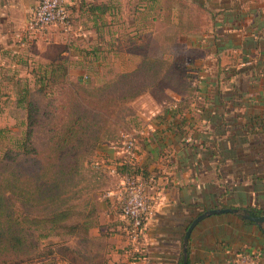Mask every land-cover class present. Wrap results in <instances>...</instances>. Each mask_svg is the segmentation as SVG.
Returning a JSON list of instances; mask_svg holds the SVG:
<instances>
[{
    "label": "crops",
    "instance_id": "1",
    "mask_svg": "<svg viewBox=\"0 0 264 264\" xmlns=\"http://www.w3.org/2000/svg\"><path fill=\"white\" fill-rule=\"evenodd\" d=\"M208 1L74 0L68 6L73 24L67 34H82L90 40L108 35L111 24L126 22L138 31L123 30L117 36L142 39L145 23L160 14L172 21L186 7L211 11L210 31L200 29L196 21V27L185 22L187 31L180 38L192 42L198 51L188 67L196 72L189 91L170 92L161 103L144 94L129 102L140 107L132 132L122 134L134 137L135 159L126 160L122 143L97 150V168L107 167L108 174L109 167L118 169V175H108L113 183L98 202L105 220L96 235L102 239L105 258L97 264H176L183 254L186 229L202 212L226 207L248 213L250 207L264 210V0ZM33 6L34 0H0L1 74L29 75L35 63L50 62L56 55L53 33H41L30 47L21 45ZM77 75L73 69V81ZM5 79L0 75V81ZM126 172L144 178L155 175L164 181L147 224L142 258L132 252L117 196H104L116 191ZM188 242L184 259L190 264H232L241 252L251 250L260 253V264H264V223L259 226L239 214L205 217Z\"/></svg>",
    "mask_w": 264,
    "mask_h": 264
},
{
    "label": "rangeland",
    "instance_id": "2",
    "mask_svg": "<svg viewBox=\"0 0 264 264\" xmlns=\"http://www.w3.org/2000/svg\"><path fill=\"white\" fill-rule=\"evenodd\" d=\"M179 3L183 5L182 1ZM210 17L211 11L195 6L186 7L172 21L171 17L160 14L156 20L145 23L147 30L142 39L117 36L123 30H137L136 25L127 22L111 24L108 35L98 34L94 40L82 34L70 37L49 28L42 33L55 34L52 44L56 55L52 61L35 63L29 75L19 71L0 73L7 78L0 81V196L7 197V209L11 212V222L5 231L23 229L30 234L22 242L21 256H16V262L9 257L6 264H97L105 258L102 239L96 235L105 220L98 202L103 190L113 181L107 167L94 165L97 150L112 143L120 145L122 134L131 131L135 124L140 107L129 102L136 97L130 96L131 100L124 97L139 93L159 98L161 103L170 92L189 91L196 72L188 67L193 65L198 51L192 42L181 40L187 31L185 22L196 27V21L207 32L211 28ZM40 34L26 46L30 47L43 35ZM143 63H146L143 72L130 74L142 68ZM132 66L136 68L127 71ZM73 69L78 71L77 80L80 78L82 84L89 83L103 90L97 92L98 96L83 94L88 108L83 116L87 121L81 128L75 126L80 134H86L84 144L78 149L79 166L76 170L72 168L57 195L40 205L39 217L35 219L38 221L30 224L26 218L33 217L27 199L36 183L33 173L50 153V140L54 139L55 147L66 144L64 148L72 150L74 140L71 138L62 144L60 138L72 122L69 82L73 81ZM28 114L33 119L31 124ZM96 136L98 143H95ZM23 142L25 148L21 145ZM54 213H66L68 218L56 222L52 228Z\"/></svg>",
    "mask_w": 264,
    "mask_h": 264
},
{
    "label": "trees",
    "instance_id": "3",
    "mask_svg": "<svg viewBox=\"0 0 264 264\" xmlns=\"http://www.w3.org/2000/svg\"><path fill=\"white\" fill-rule=\"evenodd\" d=\"M145 64L146 63H143L142 68L139 67L136 70L132 71L130 74L134 76V74L143 72L142 69L144 68L143 66H145ZM39 81L42 82V80ZM69 86H71L72 88V122L68 131H66V133L61 136L60 139L62 144H64L68 141V139L72 138L74 140L72 142V150L64 148L66 144H57L58 147H55L54 139L52 137V139L50 138L52 149L51 151L49 150L50 153L46 157L42 166L38 168L37 172L33 173V177L35 178L36 183L31 189V196L27 199V202H29V206L31 209L30 216H32L33 218H30L29 220L28 218L24 217L30 224L38 221L35 219H38L39 217L37 215V212L40 210V205L45 202L51 201L57 195L58 190L61 188L62 184L68 181V174L72 172V168L76 170V168L79 166L81 153L80 151H78V149L81 148V146L84 144L83 137L86 136V134H80L76 127L79 126V128H81L84 125V122L87 121V119L85 116H83V114L88 112L87 105L83 102V94H95L96 96H98L99 94L97 92L103 90L102 87L90 86L89 83L82 84L80 78L77 80V82H69ZM27 91L28 89L25 90V92ZM136 94L140 95L139 93H134L133 95L124 97V99L131 100L132 97L135 98L138 96ZM28 105H30V103ZM96 113L99 112L96 111ZM28 122L30 124L33 122L32 116L30 114H28ZM71 128L72 131H70ZM1 131L2 129H0V132ZM97 137L98 136H96L95 138V143H98L97 141H99ZM21 145L23 146V148H25L26 144L25 142H23L21 143ZM6 200L7 197L2 194L0 196V264H6L9 257L12 262H16V256H21V253L23 251L22 247L24 246V244L22 242L25 240L26 236V240L30 237V234L28 232H24L23 229L14 230L13 232L5 231L6 226L11 222V212H9V210L7 209ZM248 211L252 215H264V210L258 207H250ZM66 218H68V214L66 213H54L51 217V226L53 225L52 228H55L54 225L56 224V222L61 223ZM44 222H47V220H45ZM17 224L20 225L19 222H17ZM245 253V251L241 252V254ZM176 264L190 263L189 259H184L183 254L180 253Z\"/></svg>",
    "mask_w": 264,
    "mask_h": 264
},
{
    "label": "built area",
    "instance_id": "4",
    "mask_svg": "<svg viewBox=\"0 0 264 264\" xmlns=\"http://www.w3.org/2000/svg\"><path fill=\"white\" fill-rule=\"evenodd\" d=\"M74 0H34V6L22 31L21 45H29L36 35L57 27L64 33L71 32V14L69 4ZM121 149L128 162L136 157V141L131 135H124ZM111 175H118L116 166L108 168ZM164 190L162 178L150 175L141 177L126 172L115 192L107 191L105 197L117 196V209L127 222L126 235L131 243L132 252L140 258L145 255L143 242L147 224L154 214L156 205ZM232 264H260V253L249 251L239 255Z\"/></svg>",
    "mask_w": 264,
    "mask_h": 264
},
{
    "label": "water",
    "instance_id": "5",
    "mask_svg": "<svg viewBox=\"0 0 264 264\" xmlns=\"http://www.w3.org/2000/svg\"><path fill=\"white\" fill-rule=\"evenodd\" d=\"M219 213H235L241 215V217L246 218L248 220L256 222L259 226H262L264 223V215H251L247 212V210L239 209V208H232V207H226V208H212L208 209L201 214H199L188 226L186 229V232L183 237V243H182V252L184 254V258H186L187 254V244L188 240L191 234V231L193 228L205 217L212 215V214H219Z\"/></svg>",
    "mask_w": 264,
    "mask_h": 264
}]
</instances>
